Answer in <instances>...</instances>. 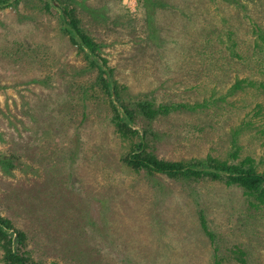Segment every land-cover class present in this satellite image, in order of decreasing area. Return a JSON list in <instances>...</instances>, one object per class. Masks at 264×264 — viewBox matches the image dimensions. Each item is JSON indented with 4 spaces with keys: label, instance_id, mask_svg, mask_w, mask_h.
<instances>
[{
    "label": "rangeland",
    "instance_id": "rangeland-1",
    "mask_svg": "<svg viewBox=\"0 0 264 264\" xmlns=\"http://www.w3.org/2000/svg\"><path fill=\"white\" fill-rule=\"evenodd\" d=\"M45 3L0 5V157L13 162L0 163V213L26 232L29 256L264 264V202L235 184L134 172L121 162L129 144L93 85L96 72ZM70 5L125 98L209 102L153 121L154 154L231 162L237 149L236 162L249 156L264 171V0ZM238 79L252 84L233 89Z\"/></svg>",
    "mask_w": 264,
    "mask_h": 264
},
{
    "label": "trees",
    "instance_id": "trees-1",
    "mask_svg": "<svg viewBox=\"0 0 264 264\" xmlns=\"http://www.w3.org/2000/svg\"><path fill=\"white\" fill-rule=\"evenodd\" d=\"M12 0H0V5L10 4ZM18 1V0H16ZM46 7L59 17L63 30L70 40L84 52L88 67L96 72L94 86L102 92L104 103L110 110V121L114 130L129 144V150L122 154L121 162L134 172L162 174L173 179H210L223 181L227 185H238L249 195L264 202V171H258L251 157L235 161L238 150L230 155L231 162L208 155L202 159L167 160L158 157L150 149V142L156 133L149 128L150 124L161 116L172 112H197L208 106L203 102L156 103L149 98L132 100L123 95L124 88L113 78L112 70L106 58L100 54V45L86 34L79 26L78 17L69 0H45ZM262 34V33H261ZM264 40V33L261 35ZM248 80H237L231 87L242 88ZM246 82V83H247ZM252 84V82L247 83ZM143 125L138 127L139 123ZM148 126V127H146ZM239 134L237 130L234 135ZM235 137V136H234ZM235 146V144H234ZM3 166H12V161L0 157ZM200 226L203 232L212 237L207 228L204 216L200 214ZM27 234L16 228L12 221L0 213V249L2 264H59L56 261L44 263L35 261L26 249ZM218 264V262H217Z\"/></svg>",
    "mask_w": 264,
    "mask_h": 264
}]
</instances>
